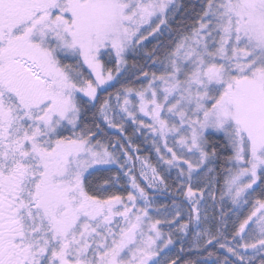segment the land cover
<instances>
[{
  "label": "snow or ice",
  "instance_id": "1",
  "mask_svg": "<svg viewBox=\"0 0 264 264\" xmlns=\"http://www.w3.org/2000/svg\"><path fill=\"white\" fill-rule=\"evenodd\" d=\"M194 12L0 0V264H198L186 246L214 264H264V0ZM129 54L144 60L132 84L120 81ZM149 188L171 190V204Z\"/></svg>",
  "mask_w": 264,
  "mask_h": 264
},
{
  "label": "trees",
  "instance_id": "2",
  "mask_svg": "<svg viewBox=\"0 0 264 264\" xmlns=\"http://www.w3.org/2000/svg\"><path fill=\"white\" fill-rule=\"evenodd\" d=\"M201 0H178V3L184 5V9H185V13H187L189 15V17L194 16L195 12L194 10L198 11L199 10V5H200ZM185 13H181L182 15ZM192 21L191 19H189L188 21H186L187 24H190ZM145 43V46L147 49H151L153 47V45L156 43V40L153 39V37L149 38ZM128 60V67H129V72L125 73L124 76L120 77V81L121 83L127 81L129 84L134 83V78L129 80L128 78L132 75V65L134 63L136 64H144V60L142 57H138V56H134L133 54H129L127 57ZM110 68H115V63L114 61L112 63H109L107 65ZM145 70H155L152 68H146ZM115 74V73H114ZM115 84V87L112 88H108V90L106 92H100L99 95L101 97H106L108 95L109 92L111 93H115V91L121 87V83H116L115 81L112 82ZM86 99V98H85ZM101 127H103L105 129V132L108 136L113 137V139H115L116 137L120 136V133L118 132V130L115 129H109L107 128L106 125L103 124V122H101ZM126 132L125 135L130 136L132 138V141L134 144L139 145L141 151L139 153V155L141 156H148L151 160V162L153 164L156 163L157 157L154 151H152L150 149V144L145 142V135H148L147 132H144L143 134L137 132L135 134H133V129H134V125L131 124V122H129L128 124H126ZM219 165H217L218 167ZM139 167V165L137 164V168ZM115 174V168H113L111 173H97L93 179H96L97 177H102V176H108V175H114ZM173 177L175 175V172L173 171ZM169 184L172 183L171 180L168 181ZM146 184V182L142 181V186H144ZM121 185H123V181L120 182V184H117V186L115 188H112V191H116L119 192L121 191ZM222 186V180H221V185L218 186V188ZM149 193L150 198H154L157 202V204H171V200H172V196H171V190L170 191H166V192H160L157 189L154 188H149L146 189ZM217 199H218V195H217ZM225 212L229 215L230 209L228 207L225 206L224 208ZM220 211V205L217 204L216 205V212ZM230 223V222H229ZM166 232L168 231L167 228L164 229ZM175 239V237H174ZM180 248L181 245L179 243V241H177L176 243L173 244L172 246V250L174 252V258H177V255L180 253ZM210 251H216L215 249H209ZM225 253L220 252L219 255H224ZM185 258L188 259H193L196 260L198 262V264H214V261L216 259V256H212V257H207V254L204 253L203 255H199L196 252H189L187 250V246L185 247V253H184Z\"/></svg>",
  "mask_w": 264,
  "mask_h": 264
},
{
  "label": "rangeland",
  "instance_id": "3",
  "mask_svg": "<svg viewBox=\"0 0 264 264\" xmlns=\"http://www.w3.org/2000/svg\"><path fill=\"white\" fill-rule=\"evenodd\" d=\"M177 2H178V0H177ZM145 27H147V26H145ZM145 35H147V33H145ZM149 38H151V37H149ZM149 38H148V39H149ZM113 102H114V101H113ZM257 183L259 184V181H258ZM254 187H256V186L254 185ZM261 187H264V186H261ZM260 190H261L260 187H257L256 193H255L254 195H257V196H258ZM209 203H211V201H209ZM225 206L228 207V208L230 209L229 216L231 217V220H235V219H236V215L232 212L231 208H230L228 205H225ZM153 214H154V213H153ZM245 214H246V213H245ZM231 220H230V223H231ZM172 246H173V245L169 246V249L166 250V256H167L168 258H173V259H174V252H173V250H172Z\"/></svg>",
  "mask_w": 264,
  "mask_h": 264
}]
</instances>
